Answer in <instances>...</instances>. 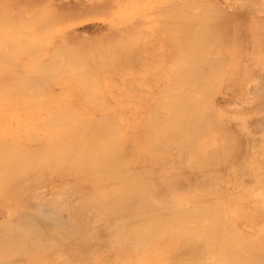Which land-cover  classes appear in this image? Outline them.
Instances as JSON below:
<instances>
[{"label": "rangeland", "instance_id": "374dc122", "mask_svg": "<svg viewBox=\"0 0 264 264\" xmlns=\"http://www.w3.org/2000/svg\"><path fill=\"white\" fill-rule=\"evenodd\" d=\"M256 4L0 0V124L19 139L0 147L8 152L0 230L16 237L0 264H264V9ZM162 89L184 111L170 114V134L159 121L167 102L154 111V127L164 126L154 134V181L171 182L154 202L172 205L157 217L196 226L157 228L150 261L119 243L126 232L105 226L109 208L87 210L122 182L107 184L105 169L94 178L87 160L81 169L71 163L92 149L69 130L81 116L136 128ZM44 204L63 207L69 224L43 225L53 247L24 254L21 222Z\"/></svg>", "mask_w": 264, "mask_h": 264}, {"label": "bare ground", "instance_id": "6f19581e", "mask_svg": "<svg viewBox=\"0 0 264 264\" xmlns=\"http://www.w3.org/2000/svg\"><path fill=\"white\" fill-rule=\"evenodd\" d=\"M256 1L259 4H256L254 10L264 9V0ZM215 4L218 5L216 2ZM179 79L183 81V76L179 77ZM176 88L178 87L176 86ZM170 94L168 89H162L160 94L155 97V102L153 97L149 101L148 112L150 111V116H143L140 125L136 128L135 126L131 128L127 126L121 127V122L117 121L114 116L106 118L102 124L100 122L94 124L90 117L81 116L73 121L72 128L69 130L71 134L75 133V135L79 134L82 136L77 140V146H85L90 148V150L92 149V153L79 155L71 163L77 161L78 168L81 169L84 167L82 163L87 160V167L96 169V173L93 174L94 178H98L100 171L105 169L103 177L107 180V184L113 186L122 182V184L118 185L119 187H111L114 193L111 198L106 195L102 204L91 205L87 210L109 208L110 217L104 222L106 223L105 226L109 230L118 228L126 232L125 235L120 236L119 243L123 247L131 248L132 246H137L142 256L147 254L150 261L154 256V253L151 254L150 251L154 248V231L157 228L170 225L169 229L171 227L170 230H174L177 233L180 230L187 232L191 227L196 226L194 220H187L184 217L174 219L162 216L157 217V215L166 214L161 211L170 210L172 205L162 201L159 205L154 202L163 197L168 190V185L171 183H157V181H154V170L152 169V162H154V134L161 127H164L161 124L160 127H154V111L161 102L162 106L167 102L168 108L167 112L164 113L165 117L159 118L160 123L166 125L167 134H170L171 129H177V127H174L170 114L184 111L179 109L176 103L170 102ZM206 101L208 102V100ZM214 102L210 101V104L216 110ZM171 106L173 107L170 109ZM161 107H158L156 111L160 110ZM140 108L141 113H144L145 106H140ZM109 114L111 115L112 113L108 112L107 115ZM217 114L220 117L219 111H217ZM14 123L15 129L12 130L17 132L16 128H18V125L17 122ZM6 125L8 126L7 123ZM21 125H26V123ZM62 127H65L64 123H62ZM135 132H143L144 135L136 140L133 137L128 140ZM61 135L62 133L55 132V137L52 139L59 138ZM10 136L15 137L8 131L6 126L0 124V147L2 146L1 143L14 145L16 141H19L18 138H11ZM111 143H113L117 152L113 150L109 157L106 154H100ZM5 152L7 151L0 148L1 157H5L3 155ZM5 159H8V157H5ZM81 171L83 172V169ZM7 176L0 177V184L7 181ZM96 191H100V189H96ZM36 209V219L31 218L21 222L28 239L24 243V246H26L23 251L24 254L30 251L32 247L42 249L53 247L46 239L42 229L43 225L53 226L61 231L69 224L63 207L57 204H44L36 207ZM0 234H2V236L0 235L1 240H5L4 244L0 245V249H9L13 245L12 241H16V237H11L12 232L7 235L3 229L0 230ZM19 246L23 247L22 245Z\"/></svg>", "mask_w": 264, "mask_h": 264}]
</instances>
